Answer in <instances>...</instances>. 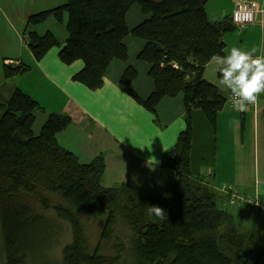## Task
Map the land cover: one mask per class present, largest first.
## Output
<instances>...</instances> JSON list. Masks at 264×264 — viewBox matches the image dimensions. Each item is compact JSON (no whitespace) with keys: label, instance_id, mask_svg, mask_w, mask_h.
Listing matches in <instances>:
<instances>
[{"label":"trees","instance_id":"trees-1","mask_svg":"<svg viewBox=\"0 0 264 264\" xmlns=\"http://www.w3.org/2000/svg\"><path fill=\"white\" fill-rule=\"evenodd\" d=\"M206 2L66 0L29 16L28 24H38L48 15L62 21L66 14L63 45L51 32L32 30L25 42L37 60L58 45L63 63L81 60L73 79L90 89L102 86L113 59L127 60L128 34L142 39L138 58L149 65L153 89L141 98L130 87L137 75L131 65L124 69L120 86L151 112L162 98L182 94L185 127L163 153L161 164L171 172L164 186L148 194L124 182L107 187L101 183L102 153L82 163L57 141L56 134L71 117L50 112L34 133L35 114L43 107L15 88L0 104V228L6 256L0 264H264V232L241 230L190 165L192 110L201 109L214 127L225 105L218 87L203 78L204 67L214 55L224 54L223 35L236 25L231 18L210 20ZM133 4L146 18L128 28L125 14ZM27 69L24 63L7 64L3 75ZM151 205L163 208L166 218L150 215ZM90 218L102 221L96 240L84 222ZM64 231L68 241L54 260L49 250Z\"/></svg>","mask_w":264,"mask_h":264},{"label":"crops","instance_id":"crops-1","mask_svg":"<svg viewBox=\"0 0 264 264\" xmlns=\"http://www.w3.org/2000/svg\"><path fill=\"white\" fill-rule=\"evenodd\" d=\"M65 2L0 0V104L19 88L43 107L36 112L35 121L39 119V113L42 123L50 112L70 116L69 125L56 134L57 141L74 152L82 163H88L102 153L105 159L101 177L103 186L124 182L140 194L154 192L164 186L171 175L170 170L162 166L161 159L185 127L183 96L162 98L156 104L155 112H151L121 88L120 77L131 65L137 75L130 87L141 98H146L153 89L149 65L138 58L143 41L131 34L124 38L127 60L110 62L101 87L90 89L74 80L73 75L82 68L83 62L75 60L65 64L58 55L67 37L66 14L63 13L62 21L48 15L38 24H28L30 15ZM245 4L256 8L254 21L246 26L236 24L224 33V54L233 46L246 50L256 48L257 54L264 52V0H207L205 4L210 20L230 19L234 6ZM145 18L137 4L125 14L128 28ZM29 30L38 34L51 32L60 46L50 47L43 57L35 59L24 38ZM18 63L28 65L29 70L8 78L3 75L4 65ZM203 78L214 83L226 100L229 91L220 83L212 58L204 67ZM199 111L192 110L190 165L193 174L207 181L220 199L219 206L233 215L241 230L264 232V95L244 111L234 110L225 102L217 112L214 127ZM238 126L239 141L231 136V130ZM197 133H202L203 137ZM209 143L212 146L210 159L205 153ZM152 157H155V163L151 161ZM218 179L222 180L225 194L215 190ZM236 192L257 198L260 203L225 204L229 195Z\"/></svg>","mask_w":264,"mask_h":264},{"label":"clouds","instance_id":"clouds-1","mask_svg":"<svg viewBox=\"0 0 264 264\" xmlns=\"http://www.w3.org/2000/svg\"><path fill=\"white\" fill-rule=\"evenodd\" d=\"M257 51L233 46L226 54L212 57L220 83L230 93L234 110L244 111L264 95V52L257 54ZM151 161L155 163V157ZM149 214L160 220L166 218L165 210L157 205L149 206Z\"/></svg>","mask_w":264,"mask_h":264},{"label":"rangeland","instance_id":"rangeland-1","mask_svg":"<svg viewBox=\"0 0 264 264\" xmlns=\"http://www.w3.org/2000/svg\"><path fill=\"white\" fill-rule=\"evenodd\" d=\"M249 25V24H248ZM243 26H246V25H243ZM29 69H27L26 71H28ZM21 74H23V73H21ZM200 111V114H203V112H202V110L201 109H199ZM224 110H228V109H224ZM39 112V111H38ZM203 116V115H202ZM38 117H39V119L40 120H42L43 118H41V116H40V113H39V115H38ZM38 118H37V120L35 121V125H33V131L35 132V133H37L38 131H39V127L41 126V121L39 120ZM195 121L196 122H198V119L197 118H195ZM238 129H239V126L237 127V128H235L234 130H235V132H234V130L232 129L231 131H233V132H231V136H232V138L234 139V137L237 139V141H239V138H240V132L238 131ZM241 132H242V129L240 130ZM233 133V134H232ZM225 134H226V137H227V132H225ZM197 135L199 136V137H203V135H202V133H197ZM234 135V136H233ZM205 153L207 154V156L209 157V159H210V156H211V153H212V146H211V143H209V146L208 147H206V149H205ZM207 182V181H206ZM216 184H218V188H215V190L217 191V192H221V193H224L225 194V189H224V186H223V184H222V180H219L218 179V182H215ZM152 192V191H151ZM151 192H147V193H151ZM214 192V191H213ZM215 193V192H214ZM232 198H235L236 196H240V197H246V195L244 194V193H232ZM219 201H220V199H219ZM219 201H218V205H220V203H219ZM241 200H238L237 202H234V203H232V204H238V203H241V202H244V201H241ZM245 202H247V201H245ZM244 202V203H245ZM226 203H228V201H226L225 202V204ZM230 206H232V205H230ZM228 209H229V207H228ZM54 215H53V217H55V213H53ZM85 223H86V225H87V228H88V230L92 233V235H93V240H96L97 239V236H98V234H99V232H100V230H101V228H102V221H100V220H98V219H92V218H90V219H87L86 221H84ZM119 226H121V225H119ZM123 228H122V233H123V235L124 236H127V235H129V232H128V230H127V228L123 225L122 226ZM62 229H64V228H62ZM64 230H67V228H65ZM50 231V230H49ZM44 235V233H42V236ZM53 239H54V237H52ZM52 238H50V240H49V242H52ZM45 239H46V241H47V235H45ZM66 241H68V234H67V232L66 231H64L63 233H61L60 235H59V237L57 238V239H54V241L52 242V243H54L55 244V247L53 248V250H49V256H52L53 257V259L54 260H56V258H58L59 257V251H60V248H61V245L64 243V242H66ZM51 251V252H50ZM105 253H110V250L109 249H107V250H105L104 251ZM5 245H4V242H3V235H2V232H1V228H0V263L1 262H4L5 261Z\"/></svg>","mask_w":264,"mask_h":264},{"label":"built area","instance_id":"built-area-1","mask_svg":"<svg viewBox=\"0 0 264 264\" xmlns=\"http://www.w3.org/2000/svg\"><path fill=\"white\" fill-rule=\"evenodd\" d=\"M255 12H256V8L253 5H251V4L235 5L233 10H232V13H231V20H232V22L234 24H237V25H248V24H250V23H252L254 21ZM225 102H226V104L228 106L231 107V104H230V93L226 97ZM251 105H248L247 109ZM238 200H241V201H244V202L245 201L253 202L256 205H258L260 203V201L257 198L251 199V198H248V196H246V197L236 196L235 198H232V196H229L228 203L232 204L234 202H237Z\"/></svg>","mask_w":264,"mask_h":264}]
</instances>
